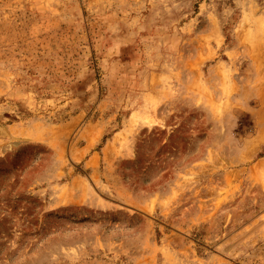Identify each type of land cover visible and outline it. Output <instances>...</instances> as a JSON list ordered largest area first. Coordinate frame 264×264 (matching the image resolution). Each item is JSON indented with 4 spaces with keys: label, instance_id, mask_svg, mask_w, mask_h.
<instances>
[{
    "label": "rangeland",
    "instance_id": "obj_1",
    "mask_svg": "<svg viewBox=\"0 0 264 264\" xmlns=\"http://www.w3.org/2000/svg\"><path fill=\"white\" fill-rule=\"evenodd\" d=\"M0 264H264V0H0Z\"/></svg>",
    "mask_w": 264,
    "mask_h": 264
},
{
    "label": "bare ground",
    "instance_id": "obj_2",
    "mask_svg": "<svg viewBox=\"0 0 264 264\" xmlns=\"http://www.w3.org/2000/svg\"><path fill=\"white\" fill-rule=\"evenodd\" d=\"M261 38V37H260ZM259 44V43H258Z\"/></svg>",
    "mask_w": 264,
    "mask_h": 264
}]
</instances>
